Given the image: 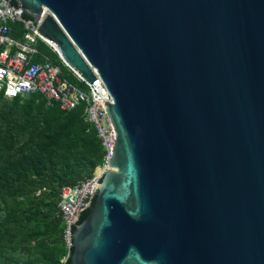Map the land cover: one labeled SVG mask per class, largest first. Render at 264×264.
I'll use <instances>...</instances> for the list:
<instances>
[{"label": "water", "instance_id": "water-1", "mask_svg": "<svg viewBox=\"0 0 264 264\" xmlns=\"http://www.w3.org/2000/svg\"><path fill=\"white\" fill-rule=\"evenodd\" d=\"M13 1L112 97L70 264H264V0Z\"/></svg>", "mask_w": 264, "mask_h": 264}, {"label": "trees", "instance_id": "trees-1", "mask_svg": "<svg viewBox=\"0 0 264 264\" xmlns=\"http://www.w3.org/2000/svg\"><path fill=\"white\" fill-rule=\"evenodd\" d=\"M40 49L71 82L85 87L55 52ZM83 107L64 111L38 94H0V264H70L69 257L60 261L67 254L56 215L60 189L90 176L104 155Z\"/></svg>", "mask_w": 264, "mask_h": 264}, {"label": "built area", "instance_id": "built-area-1", "mask_svg": "<svg viewBox=\"0 0 264 264\" xmlns=\"http://www.w3.org/2000/svg\"><path fill=\"white\" fill-rule=\"evenodd\" d=\"M22 11L23 8H17L13 0H0V94L5 99L38 94L47 105H58L64 111L83 103V119L95 127L104 150L103 161L94 167L90 176L60 189L56 215L63 222L62 238L67 254L60 261L64 263L73 247V229L81 214L93 204L99 182L108 168L114 129L102 101L112 102V97L95 68L89 65L95 80L88 82L78 70L64 61L56 43L41 32V21L48 13L45 8L35 23ZM40 45L55 52L63 65L85 87L64 76L61 66L43 52Z\"/></svg>", "mask_w": 264, "mask_h": 264}, {"label": "rangeland", "instance_id": "rangeland-1", "mask_svg": "<svg viewBox=\"0 0 264 264\" xmlns=\"http://www.w3.org/2000/svg\"><path fill=\"white\" fill-rule=\"evenodd\" d=\"M45 50V52L47 51L46 49H44ZM65 73L67 74V75H70L69 74V72L65 69Z\"/></svg>", "mask_w": 264, "mask_h": 264}, {"label": "bare ground", "instance_id": "bare-ground-1", "mask_svg": "<svg viewBox=\"0 0 264 264\" xmlns=\"http://www.w3.org/2000/svg\"><path fill=\"white\" fill-rule=\"evenodd\" d=\"M56 48H57V46H56ZM70 254H71V252H70ZM70 256V255H69Z\"/></svg>", "mask_w": 264, "mask_h": 264}]
</instances>
